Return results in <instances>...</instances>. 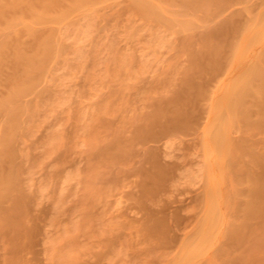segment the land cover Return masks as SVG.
<instances>
[{
    "label": "rangeland",
    "instance_id": "374dc122",
    "mask_svg": "<svg viewBox=\"0 0 264 264\" xmlns=\"http://www.w3.org/2000/svg\"><path fill=\"white\" fill-rule=\"evenodd\" d=\"M167 7L169 15L183 12L179 5ZM96 9L59 24V55L46 63L38 90L25 98L34 110L17 139L16 160L30 195L23 216L27 233L17 250L13 232H0V264H180L212 199L221 222L205 252L187 264H264V219H254V227L234 242L226 230L240 221L231 196L245 185L243 175L257 170L252 150L236 147L233 162L209 159L204 108L186 128L146 139L136 134L144 115L180 88L189 54L202 46L208 29L236 15L242 25L253 23L264 0L229 2L209 15L202 9L190 16L198 27L191 30L149 22L129 0H103ZM263 51L264 40L252 46L245 63L263 60ZM227 65L207 75L208 95L217 96L242 67ZM208 95L202 100L209 99L207 105ZM259 129L247 132L234 123L231 135L263 149ZM117 137L123 156H99L98 146Z\"/></svg>",
    "mask_w": 264,
    "mask_h": 264
},
{
    "label": "bare ground",
    "instance_id": "6f19581e",
    "mask_svg": "<svg viewBox=\"0 0 264 264\" xmlns=\"http://www.w3.org/2000/svg\"><path fill=\"white\" fill-rule=\"evenodd\" d=\"M102 1L0 0V232H13L14 235L10 238L12 237V246L17 250L23 242L22 234L26 231L23 216L30 201V195L27 197L20 183V170L16 160L17 139L27 132L28 119L30 120L28 117L34 110V103L25 98L34 93L43 80L42 77L45 78L46 63L48 65L59 55L62 48V29L59 24L78 17V14L88 16ZM234 1L240 0H129V5L157 24L162 22L161 25L164 23L166 27L191 30L198 27H195V20L190 16L202 9L207 15L215 14L218 9ZM166 5H179L183 12L176 11L177 13L169 15V6L166 8ZM256 14L253 16V23L242 25L236 15L230 20L217 23L218 27H211L212 30L209 28L207 33L204 32L206 34L201 38L202 46L199 49L195 47L197 50H191L189 54L191 64L186 69L180 88L178 86L168 100L164 98V103L156 105L153 111L144 115V121L136 125V134L141 138L155 137L169 129L188 127L198 111L204 108L209 113L205 132L209 159L212 156L220 160L228 157L233 162L232 153L236 147L252 150L250 154L257 170L253 168L256 171L247 172L246 179L244 175V179L240 177V183L245 182V185L240 186L231 196L235 199L234 209L240 218L239 222L234 220V223L226 226L227 238L233 242L243 237L246 227H254V219H264V148H256L261 147L260 144L253 149L252 144L253 147L246 145L248 141H235L231 135L234 123L247 132L252 131V128L264 131V66L261 65L262 59H252L247 63L244 61L252 46L264 40V11ZM47 26L50 31L44 35L42 31L47 30ZM262 53L261 58L264 51ZM236 63L241 64L240 70L220 88L217 96L208 95L211 91L205 88L206 80L209 79L207 75L218 74L221 65L233 66ZM206 95L211 100L208 105L206 103L209 99L206 103L202 102L206 101ZM201 102L206 105L202 106ZM98 147L99 156H108L114 160L124 153L119 137ZM221 218L217 202L212 199L202 226L194 239L184 247L178 260L180 264H187L189 258L205 252ZM7 232L5 233L8 234ZM258 239L257 241L261 238ZM259 242H256L257 246ZM242 261L245 263V259Z\"/></svg>",
    "mask_w": 264,
    "mask_h": 264
}]
</instances>
